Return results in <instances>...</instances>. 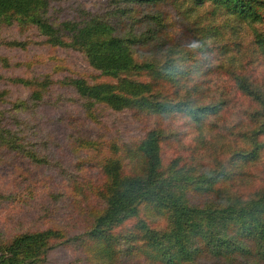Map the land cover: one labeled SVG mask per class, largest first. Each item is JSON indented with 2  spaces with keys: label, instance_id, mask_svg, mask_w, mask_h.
I'll use <instances>...</instances> for the list:
<instances>
[{
  "label": "trees",
  "instance_id": "16d2710c",
  "mask_svg": "<svg viewBox=\"0 0 264 264\" xmlns=\"http://www.w3.org/2000/svg\"><path fill=\"white\" fill-rule=\"evenodd\" d=\"M54 2L0 0V32L13 26L24 32L30 29L47 46L83 53L94 70L116 81L92 85L75 79L70 84L79 98L114 111L132 110L135 115L151 117L152 123L135 148L122 145V154L110 158L99 169L96 183H91L105 206L87 227L89 247L82 244L84 249L94 250L101 260L113 264H264V188L250 195L238 191L239 186L245 188L264 154V83L256 82L258 68L264 69V35L253 30L251 47L235 41L227 53L233 49L236 66L232 54L226 66L221 41H217L222 32L213 26L218 18L224 20L220 29L233 32L241 26L264 23V0H110L108 19L74 25H58L51 13ZM173 15L190 25L179 41L171 44L177 64L136 60L134 52L146 43L149 28L140 35L116 31L135 17L138 22L133 23L138 27L146 21L165 27ZM63 31H68V36ZM4 45L27 47L25 41L0 39V46ZM4 64L8 65L6 59ZM209 64L224 69L229 77V91L217 89L212 97L218 102L202 105L201 93L196 94L202 104L192 99L153 98L156 88L176 82L178 75L195 91L202 88L207 94L212 86L218 88L203 80L201 68L207 70ZM141 72L151 81L126 78ZM230 90L244 99V112L238 119L244 125L243 143L228 145V157H211L214 164L208 168L206 162H197L202 155L209 157L201 132L206 128L211 132L213 123L223 120ZM150 91L154 100L147 95ZM5 127L0 124V150L23 153L17 136ZM181 132L193 133L195 139L182 138ZM81 143L85 150L96 152L90 158L98 163L100 145L85 138ZM162 145L174 147L168 165L162 162ZM4 199L0 195V203ZM159 218L168 221L166 228L156 229ZM50 240L55 247L56 242H65L59 231L22 233L10 239L9 245L0 246V264H46Z\"/></svg>",
  "mask_w": 264,
  "mask_h": 264
},
{
  "label": "rangeland",
  "instance_id": "374dc122",
  "mask_svg": "<svg viewBox=\"0 0 264 264\" xmlns=\"http://www.w3.org/2000/svg\"><path fill=\"white\" fill-rule=\"evenodd\" d=\"M111 7L110 0H55L51 13L58 20V25L65 22L79 24L91 19H108ZM134 19L133 22H138L136 17ZM139 21H143V18ZM217 21L218 24L213 26L222 32L217 41H221L225 48L223 50L220 46L226 66L231 62V54L236 66L237 56L233 49L227 53V48L235 41H239L240 45L246 42L250 46L254 38L253 30L264 35V23L255 24L254 27L241 26L233 32L227 31V28L220 29L223 18ZM133 22L128 20L116 31L119 35H140L148 28L151 30L147 33L148 37L145 36L146 43L134 52L137 61L159 65L169 61L177 64L171 44L178 42L190 25L176 15L165 27L147 21L138 27ZM23 32L16 26L0 32L1 40L27 43L24 49L0 46V124L3 123L12 136L16 135L23 146V153L0 150V195L5 197L0 203V246L9 245L10 239L22 233L59 231L65 242L63 244L60 240L55 247L53 240H50L46 264H113L110 260H101L94 250L88 252L82 245L86 243L89 247L85 237L87 227L105 206L100 192L93 191L91 183H96L99 169L110 158H118L116 153L122 154V145L135 148L142 141L152 129L151 117L148 116V119L143 115H135L132 110L114 111L106 105L79 98L70 84L75 79H83L92 85L114 83L116 80L94 70L83 53L47 46L35 31L28 29ZM63 32L68 36V31ZM5 59L7 66L4 64ZM180 64L184 66L182 61ZM208 67L207 70L201 68L205 73L204 82L218 85V88L211 85L210 91L204 89L208 91V96L202 92V88L195 91L190 83H186L183 78L181 81L178 75L176 82L162 83L156 88L152 92L153 98L176 101L192 99L202 104L196 94L201 93L202 105L218 102L217 98L212 97L217 89L229 91V77L222 68L212 64ZM257 73L260 77L256 80L257 85L264 83L261 82L264 78L261 66ZM126 78L138 82L151 81L145 72L131 73ZM45 82L47 85H44ZM147 95L151 98V91ZM243 106V97L232 91L229 99H226L223 120L215 121L211 132L208 128L201 132L202 143L205 139L209 157L202 155L197 162H206L210 168L214 164L211 157H228V145L243 143L240 137L244 125L238 122L244 112ZM66 117L68 120L64 121ZM181 136L195 139L193 133L185 135L181 132ZM83 138L102 145L101 148L99 146L102 155L98 163H93L90 158L96 152L85 150L82 146ZM216 150L217 154L214 152ZM173 156L174 147L162 145L163 164L168 165ZM261 159L262 162L255 167L245 188L239 186L240 194H256L264 188V154ZM217 196L222 198L223 194ZM215 203L219 204L217 201ZM163 219H158L156 229L167 227L168 221Z\"/></svg>",
  "mask_w": 264,
  "mask_h": 264
}]
</instances>
